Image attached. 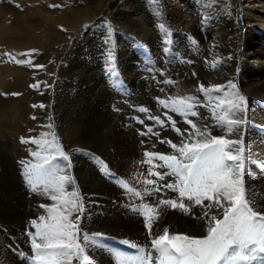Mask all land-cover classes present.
Returning a JSON list of instances; mask_svg holds the SVG:
<instances>
[{
  "label": "bare ground",
  "instance_id": "obj_1",
  "mask_svg": "<svg viewBox=\"0 0 264 264\" xmlns=\"http://www.w3.org/2000/svg\"><path fill=\"white\" fill-rule=\"evenodd\" d=\"M39 1L29 0V3L33 9L38 7L36 9L38 11L34 13L35 15L36 13L43 15L42 18L22 16L24 20L18 25L14 21L9 23L0 21V26L3 25V28H0V37L6 45H19L21 49L25 48L28 50L47 49L48 52L46 51L45 54H49L48 58H56L51 68L53 78L50 83V89L48 87L45 89L48 92H53V94L55 89H57L59 95L63 92L62 95H58L59 104L57 102L55 107L67 103V106L65 105L64 107L65 111L63 110L64 113L59 114V112L58 116L61 119L67 118L69 122L67 142L70 148L74 149H70L68 154L72 161H77L78 163H74V165L71 163L70 168L74 167L77 181L74 185H66V192L71 193L76 190L80 197L79 203L82 204V210L73 212L69 219L77 224L82 234H87L88 236H92L94 233L104 234L105 238L100 240L98 246H87L85 254L89 255L92 264H117L122 258L133 257L119 250L122 241L127 240L135 243L145 251L151 247L152 237H150L149 231L145 227V218L133 209L141 203L155 205L160 199H177L178 192L165 188L159 193L153 192L151 196L145 195L141 199L136 197L132 191H126L124 188L125 183L128 184L129 188L134 187L142 193L144 188L152 187L142 183L145 179H156V177L146 175L152 165L145 162L148 159L145 153L164 152L162 147H142L136 139L131 140V137L126 136H121L116 139L117 141L111 142L112 140L109 141L106 138L104 139L99 133L97 134L98 125L95 124L97 128L94 130L95 125L89 123V121H94L95 114L97 116L98 114L100 115L96 119L99 121H103L109 115V113H106L107 115L103 113V109L107 108L108 110L109 106L107 107V105L114 101L116 93L111 90L114 87V79H108L103 76L102 63L100 65L97 63V54L95 53L100 51L99 48L92 46L95 43L90 41L92 38L90 32L94 31L96 27L90 29L92 31H88L80 39H75V37L78 36L84 24L93 23L101 13L106 11L109 5L112 6V0H65L71 9L60 13L62 15L52 20V22L44 14V9H40L39 6L44 5L47 1L54 3V0ZM117 1L119 2L120 0ZM164 3V7L167 8L170 15L172 14V16H168L167 21L164 19L168 24L167 26H171L177 31L188 32L192 40L195 41V44L193 43L195 51L184 52L187 53L184 57L186 58L185 62L169 67L174 72L169 77L176 82V87L175 84L172 86L176 90L177 96L194 95L200 97L198 87L201 83L205 87L210 85L227 86L230 80L237 84L238 90L248 100L247 122L239 126V129H241L239 136L236 134L231 136L224 135L228 139H243L248 154L247 174L245 177L246 186L250 190L264 192V174L258 171L260 162L264 161V0H245L239 9L230 0H164ZM137 8V11H143L141 8ZM10 12L12 10H6L0 13V16L4 14L6 18ZM117 12L119 13V11ZM142 15L140 16L139 14L136 19L134 17L130 19V25H133L131 26V31L134 34H143V38L141 37L142 39L139 41L143 43L147 51L157 52L159 48L156 47L153 41V34L156 33L157 29H149V20L147 16ZM13 16L19 17L17 14ZM205 16H210L211 19L205 20ZM185 17L186 20L184 21ZM147 20L148 22L146 23ZM39 27L46 31V35L42 36L41 34L42 40L39 39V36H37L38 40H33L29 31L32 29L37 30ZM72 39H75L77 46L72 49L69 55H66L65 52L68 51ZM130 48L131 46L128 45L125 50L121 51H126ZM85 49L90 51L89 55H87ZM135 49L137 50V47ZM79 51L81 59L83 58V65L87 64L84 61L86 57L92 55L87 66L81 68L79 66L74 67L73 61L75 56L73 53L77 55ZM135 54L140 55V53L136 52ZM65 55V60H68L69 64L64 68L62 67V70L60 69V80H56L60 60ZM134 55H124V52H119V58L122 59L121 72H123L124 79L129 83L133 93L137 94L138 98L139 96L146 98L150 91V79L147 76L143 77L140 75L141 69L139 65L133 63L136 60ZM100 58H104V55H101ZM171 60L168 62L172 63L174 61L172 60L171 62ZM205 60H219L220 63L215 68L210 65L209 74H202V67H208ZM189 61L191 62L189 63ZM191 63L194 64L192 65ZM13 65V63H8L7 61L0 62V89L2 92L7 91L10 93V91L19 88L25 90L28 88L30 80L34 78L43 81L45 75L47 76L48 74H46L48 70L45 71L43 68H39L37 72L29 74L25 67ZM193 73L196 75H193ZM163 77L167 78L164 74ZM163 77L159 76L157 78L159 79L158 81L167 80H164ZM208 77L209 79H207ZM144 79H146V83ZM164 88L167 90V86ZM225 91L229 93V97L225 98H230L234 90L226 87ZM21 92L23 93V91ZM49 96L51 95L46 94L42 90L40 92L35 91L31 95L28 94L24 96L25 99L21 100L11 101L10 98V101H6L1 96L0 114H2L0 115V121L3 120L5 122V115L11 114V112L7 113L9 109H28L29 111H25L23 116H29L33 111L28 106L41 105L45 101L50 103ZM49 114L48 111H42V114L39 113L38 116L44 118L43 120L45 121H49ZM11 115L9 116L10 120L6 121V125L8 124L7 127L14 128L18 126V122L15 120L16 118H11ZM241 115L237 113V117ZM209 120L211 132H215L216 128L213 127V124L217 123V121L212 117V113L209 115ZM242 129L244 130V137H241ZM216 136L222 135L217 134ZM77 145L94 147L93 149L102 152L107 159L108 169L114 174L113 178H100L97 171L95 172L94 166L89 163L90 160L87 156L89 152L84 153L83 150L75 149ZM163 154L169 155L167 153ZM37 160V158L32 156L31 162ZM31 162H20L21 179L17 183L9 179V176L4 177V179L0 177V264H32L33 251L30 234L35 232V228L30 222L38 220L41 215L47 218V208H42L41 205L51 207L58 203L52 201L42 190L33 191L30 188L26 180V172L29 169L25 165H32ZM65 163L62 161L57 164L55 161V164L59 167H63ZM153 163L161 164L162 162L154 160ZM152 170L162 173L169 171L167 168H155ZM68 171H70L69 168H66L64 174L68 175ZM175 179L174 176L168 175L165 176L164 180L158 181V183L160 185L170 184ZM185 202L189 203L188 201ZM259 202L264 204V200ZM205 203H208V201H205ZM161 207L163 211L160 212L158 219L153 223L152 231L154 235L162 234V230L165 227H168L170 232L175 231L196 236L205 234V221L197 218L202 215L205 209L200 206H194L191 213L185 214L179 209H172L167 206ZM77 216H79L78 221H76ZM18 255L21 257H18Z\"/></svg>",
  "mask_w": 264,
  "mask_h": 264
},
{
  "label": "snow or ice",
  "instance_id": "obj_2",
  "mask_svg": "<svg viewBox=\"0 0 264 264\" xmlns=\"http://www.w3.org/2000/svg\"><path fill=\"white\" fill-rule=\"evenodd\" d=\"M150 2L155 14L159 16V0H150ZM50 7L59 6L50 5ZM204 19L209 20L211 17L205 16ZM84 27L87 28L88 25ZM158 27L165 35L169 34L166 24L160 23ZM26 62L31 61H17V63ZM205 63L215 68L220 61L205 60ZM107 71L115 78L114 86L118 85L114 56L111 52L108 55ZM164 83L175 82L168 80ZM226 87L234 90L230 98H225L229 97V93L225 91ZM198 91L209 97V102H202L194 95L157 98L158 103L166 109L164 116L170 121L171 127L175 128L176 122L170 120L168 113L175 112L184 118L190 129L186 128L183 131L179 128L175 129L184 137L180 146L171 141H161L170 144L178 155L145 153L148 157L145 162L152 165L146 175L156 179H145L142 183L151 185V188H144L143 193L134 187L129 188L127 183L124 184V188L141 199L145 195L151 196L153 192L159 193L167 188L178 192V198L160 199L155 205L141 203L133 209L145 218V227L152 237L151 247L145 251L139 245L124 240L122 243L136 249L138 255L122 258L117 264H264V204L259 202L264 200V192H256L246 186L248 154L243 139L225 138V135L239 136V126L247 122L248 100L238 90L237 84L231 80L228 81L227 86L205 87L201 83ZM212 93L222 95L212 97ZM199 107H211L212 117L217 121L215 127L225 128V135L213 136L209 131V125L197 127L196 122L189 119V117L205 119L200 116L197 110ZM139 110L145 113L149 111L146 108ZM237 113L242 115L237 117ZM148 118L162 127L165 126L166 121L159 116ZM45 127L51 129L52 125ZM149 133L159 135L152 127H148L147 132L142 134ZM40 135L42 137L51 135L52 140L35 138L25 140L21 137L22 143L30 142L40 149L31 153L34 158L40 160V163L25 165L29 169L26 172V180L33 191L42 190L52 201L58 203L51 207L41 205L42 208H47V218L41 215L38 220L30 222L35 228V232L30 234L32 264H74V262L92 264L89 255L85 254L87 246H98L100 240L105 238L104 234L94 233L92 236L82 234L77 224L70 221L73 212L82 210V204L79 203L80 197L76 190L71 193L66 192V185L75 183L74 179L63 174L66 168L71 167L69 155L59 146L54 132ZM41 151L47 154L41 155ZM58 158L66 162L63 167L55 164ZM154 160L162 163L155 164ZM155 168H167L169 171L163 173L153 171L152 169ZM100 170L109 178H113L114 174L102 160ZM258 171L264 174V161L260 162ZM168 175L176 179L173 183L160 185L158 181L164 180ZM161 206L179 209L185 214L191 213L194 206L205 209L202 215L197 217L205 221V234L196 236L170 232V229L165 227L162 234L154 235L153 223L163 211ZM78 220L79 216L76 217V221Z\"/></svg>",
  "mask_w": 264,
  "mask_h": 264
},
{
  "label": "rangeland",
  "instance_id": "obj_3",
  "mask_svg": "<svg viewBox=\"0 0 264 264\" xmlns=\"http://www.w3.org/2000/svg\"><path fill=\"white\" fill-rule=\"evenodd\" d=\"M41 1H43V0H40L39 2H41ZM230 1H231V3L233 2L236 5V7L239 9L240 6L243 5L245 0H230ZM111 2H112L111 3L112 6L109 5L106 9V11L108 13H111V14H108L106 11H104L97 18V20H95L93 23L84 24L82 26L81 31L78 34V36L75 37V39H77V38L80 39L88 31H92L90 29L96 27V29L94 31L90 32V35L92 36L90 41L94 42L95 44H93L92 46L96 47L97 49L99 48V51H100L99 53H95V54H97V63H98V65H100V63H102L101 67H103V73H104L103 76H105L108 79H115L114 77L110 76L108 74V71H107L108 55L111 52L112 55L114 56L115 71L117 73L118 80H119L118 84H120V85L114 86L115 88L114 87L111 88V90L114 93H116L114 96V99H113L114 101L110 102L107 105V107L109 106L108 110H107V108L103 109V113H105V114L109 113V115L106 114L107 115L106 118L103 121H99L96 119L100 115L98 114V116H97V114H95L94 121H89V123L93 124V125H95V124L98 125L99 128H98L97 134L99 133V135H101L104 139L106 138L109 141L112 140L111 142L115 141L117 138H119L121 136H126V137H131V140L136 139L140 143V146H142V147H152V146L159 147V146H161L162 150L164 152H159V153H162V154L167 153L169 155H171V154L172 155H178L176 150L173 149L170 144L162 143L161 141L162 140L171 141L173 144L180 146L184 137H182L180 135V133H178L175 129L179 128L181 131H183L186 128L190 129V125L185 123V120L182 116L178 115L175 112H169L168 117H170V120L176 122L175 128L170 126V121L164 116L166 109H164L162 107V105L160 103H158L157 98L159 97L161 99H166L167 97H171V96L172 97H178L176 90H174V88L172 86L173 84H175V87H176V82L175 83H164V81H158L159 79H157V78H159V76L163 77V74H164L167 76V78L163 77L164 80L167 79L165 81H168V80L172 81V78H170L169 75H173L174 72L169 67L171 65H172L171 67H173L179 63H184L185 59H186L184 57L187 54L184 52L195 51L194 50L195 49V46H194L195 41L192 40V37L189 36L188 32H185L183 30L177 31L175 28L173 29L171 26H168L169 34L165 35V33L159 29V27L157 25L167 21L168 16H172V14L170 15V12L167 10V8L164 7L165 6L164 0H159V5H158L159 12H160L159 16H157L155 14V12L153 10V5L151 4L150 0H120L119 2L117 0H112ZM114 4H116L117 6ZM32 5L34 6V4H32ZM50 5H58L59 7H50ZM41 6H39V8L44 9V12H45L44 14L47 15L49 21H51V22H52V20H55L56 18L61 16L62 14H60V13H63L65 11L71 9V8H69V4L67 5L65 0H63V1H59V0L55 1L54 0V3L47 1L46 3H44V5L42 7ZM5 7H6V9H5ZM11 7H13V8H11ZM137 7L141 8L143 11H141V12L137 11L136 10V9H138ZM35 8L37 9L38 7H35ZM0 9H1L0 13H3L6 10H12V12H10L6 18L4 16V14L2 16H0L2 18V20H0V21H2V23L3 22L9 23L10 21H12V22L14 21L15 24L18 25V24H21L22 20H24V18H22V16H24V17H31L32 16V17H36V18L37 17L42 18V16H43V15L42 16L38 15L37 13L35 15L34 12L35 11L37 12L38 10L33 9V7L31 8L29 0H0ZM32 11H33V13H32ZM117 11H119V13ZM121 12H123V13H121ZM167 12H168V14H167ZM138 13L140 14V16L142 14H143L142 16H144V15L147 16V19L149 20V24H150L149 29H151V28L154 30H155V28L157 29L156 33L153 34V36H154L153 41L155 42L156 47L159 48L157 50V52H153L151 50L147 51V49L145 48L143 43L141 41H139L140 39L143 38V34L142 35H139L137 33L134 34L131 31L132 30L131 26H133V25H130L131 24L130 19H132L133 17L136 19L139 15ZM14 14H17L19 17L13 16ZM112 14H114V15H112ZM135 15H136V17H135ZM162 16H163V18H162ZM164 19H165V21H164ZM148 20L146 21V23L148 22ZM183 20L185 21L186 17ZM202 20L204 21V19H202ZM164 24L168 25L167 22H165ZM85 25H88V27L85 28L84 27ZM0 28H3V25H1ZM136 29H138V28H136ZM40 30H41V32H40ZM45 32L46 31L41 29V27L37 28V30L32 29L29 31V33L31 34V38L33 40H38L37 36H39V39L42 40L41 39L42 37H40V36H41V34H42V36L44 34L46 35ZM1 39L2 38L0 37V62L7 61L8 63H13L14 65L25 67L28 70L29 74L37 72L39 68H41V69L43 68L45 71L48 70L46 72V74L47 73L48 74H47V76L45 75V78L43 79V81L36 80L34 78H33V80H30V82L27 86L28 90L27 89L22 90L19 88L20 90L15 89L14 91L12 90L13 92L10 91V93H8L7 91L2 92L0 89V97L2 96L4 98V100H6V101H10L9 100L10 98H11V101L12 100L13 101L14 100H21V99H25L24 96H26L28 94L31 95V93H34L35 91L40 92L41 90L43 92H46V94L52 96V97L49 96L50 100H51L50 103L48 101H45L43 104H41V105H43V107H41V105L28 106V108L29 107L32 108L33 113L31 112V114H29V116H26V117L23 115H24L25 111H29L28 109H21V108H19V109L16 108V109H12V110L9 109V111H7V113L11 112V114L13 115L12 116L10 114L11 118L12 117L16 118L15 120H17V122H18V126L14 127V128L7 127L8 124L6 125V121L10 120L9 119L10 115H5V118H4L5 122H3V120L0 121V122H2V123H0V177H2L4 179V177L6 178L7 176H9L10 177V178L8 177L9 179H11L13 182L17 183L21 179L20 167H19L20 162H31L32 161L31 153L33 151L40 150V149H38L37 145L32 144L30 142L29 143H22L21 137L25 138V140H29V138H35V139H40V140H44V139L52 140L51 135H48L47 137H42L40 134L41 133H53L54 132L59 146L62 147L63 151L66 154L69 153L70 149H74V148H70L69 143L67 142V135H69V133H68L69 122L67 121V118L61 119V117L58 116L62 112L64 113V111H65L64 107H65V105L67 106V103H65V105L63 103L62 105H64V106L59 105V106L55 107L57 105L58 95H59V93L57 92V89H55L54 94L51 91H49V92H48V90L46 91L47 87L50 89V83H51L52 78H53V72H52L51 68H52V65L55 62L56 58H54V57H52L51 59L48 58L49 54H45L46 51L48 52L47 49H42V50H38V49L36 50L35 49L36 51L35 50H28L25 48L21 49L19 47V45H12V46L6 45L4 43V40L2 39V41H1ZM75 39H72V41L70 42V47H69L68 51L65 52L66 55H69L71 53L72 49L75 46H77L75 43ZM156 40H157V42H156ZM128 45L131 46L130 49H127L126 51H121V50H125L128 47ZM120 46H122V47H120ZM136 47H137V50L135 49ZM88 49H91V48H88ZM166 49H167V51H166ZM85 51H86L87 55H89L90 51L87 49H85ZM40 52H41V54H40ZM119 52L120 53L124 52V55H132V54L134 55L135 52L140 53V55H136V54L134 55L137 61L135 60V61H133V63L139 65V67L141 69V74H140L141 76H143V77L147 76V78L150 79V81H149L150 82V86H149L150 91L148 92L146 98L141 97V96H139V98H138L136 96L137 94L133 93V91L131 90L129 83H127L125 81L124 76H123V72H121V60L122 59L119 58ZM126 52H129V53H126ZM6 53L9 55H5ZM66 55L63 57L62 60H60L58 70H57L56 80L57 79L60 80V74L61 73H59V71L61 72L62 67L64 68L65 66H67L69 64L68 60H65ZM73 55H75L73 58L74 67L79 66V68L87 66L88 62H90V59L92 58V55H90L89 57H86V59L84 61L87 64L83 65L84 62L82 61L83 58L81 59L80 51L77 55L75 53H73ZM101 55H104V58L101 59L100 58ZM170 59H172L174 61L172 62V60H171L172 63H169L168 61ZM20 60H23V61H29L30 60L31 62L30 63H28V62L17 63V61H20ZM166 63L167 64L169 63L168 64L169 66ZM191 64L193 65L194 63H191ZM207 66L208 67H205V66L202 67V69H203L201 71L202 74L208 73L209 70L211 69V67H209L210 64L207 63ZM182 67H184V66H182ZM45 71H44V73H45ZM100 71L102 73V69ZM48 76H51V77H48ZM146 79H144L145 83H146ZM207 79H209V77ZM163 86L164 87L167 86V90ZM21 91H23V93ZM62 94H63V92L60 93V95H62ZM217 94L218 93H212V97L218 96ZM219 94H221V93H219ZM199 95H200L199 98L202 102H203V100L205 103L209 102V97H207V96L204 97V95H202V93H200V92H199ZM116 96H117V98H116ZM218 97H220V96H218ZM58 104H59V102H58ZM60 106L63 108H61ZM159 107H160V109H159ZM141 108H146L149 111L147 113L142 112L139 110ZM200 109H202V110H200ZM197 110L199 111V113L201 112V117H203L205 119H198L196 117H189V119H192L194 122H196L197 127H202L204 124L209 125V131L211 132L210 120H209V115L211 114L210 107H199ZM42 111H44V112L48 111L50 113L49 114L50 118H48L49 121L46 120L47 121L46 122L45 120H43L44 118H40V116H38L39 113L42 114ZM150 116H159L161 119H164L166 121L165 126L162 127L161 125L156 124L155 121L148 118ZM33 117H35V119H33ZM141 121H143V123H141ZM49 124L52 125L51 129L45 127L46 125H49ZM216 124L217 123L213 124V127L216 128L215 129L216 133L211 132V135H213V136H216L217 134L224 135L226 133V129L222 128V127H215ZM96 125L94 127V130H96V128H97ZM148 127H152L153 131L159 133V135H153L151 133L142 134V133L147 132ZM220 129H222V130H220ZM243 131L244 130L242 129L241 137H244ZM65 133H66V135H65ZM240 134H241V129H239V135ZM148 144H149V146H148ZM93 148L86 147L84 145H77L75 149H78L80 151L83 150L84 153L89 152V153H87V156L90 160L89 163L94 166L93 168L95 169V172L97 171L100 178H103V179L106 178L107 179L108 176L106 174L102 173L100 170L101 160L104 161V163H107L106 162L107 159H106L105 155L102 154V152L95 150ZM46 154H47L46 152L41 151V155H46ZM97 157L99 159H97ZM69 159H70L71 163H73V165H74V163L75 164L78 163L77 161L76 162L72 161L70 156H69ZM59 160H60V158H58L56 160L57 164H59L63 161L62 159H61L62 161L61 160L59 161ZM63 162H65V161H63ZM31 163H32V165H35V164L40 163V160L38 159L37 161H33ZM69 170L70 171H68L69 172L68 176L71 177L72 179H74V181L76 182L77 181V178H76L77 175L75 173L74 167L69 168ZM18 257H21V256L18 255Z\"/></svg>",
  "mask_w": 264,
  "mask_h": 264
}]
</instances>
